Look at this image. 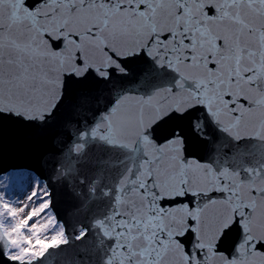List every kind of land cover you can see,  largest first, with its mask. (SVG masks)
<instances>
[{
    "label": "snow or ice",
    "instance_id": "6c2138e0",
    "mask_svg": "<svg viewBox=\"0 0 264 264\" xmlns=\"http://www.w3.org/2000/svg\"><path fill=\"white\" fill-rule=\"evenodd\" d=\"M0 264H264V0H0Z\"/></svg>",
    "mask_w": 264,
    "mask_h": 264
}]
</instances>
